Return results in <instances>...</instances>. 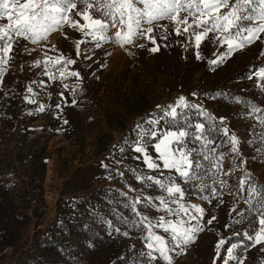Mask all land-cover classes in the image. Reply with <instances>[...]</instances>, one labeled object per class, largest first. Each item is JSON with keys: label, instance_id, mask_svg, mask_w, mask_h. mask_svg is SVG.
Returning a JSON list of instances; mask_svg holds the SVG:
<instances>
[{"label": "rangeland", "instance_id": "obj_1", "mask_svg": "<svg viewBox=\"0 0 264 264\" xmlns=\"http://www.w3.org/2000/svg\"><path fill=\"white\" fill-rule=\"evenodd\" d=\"M103 4L104 1L100 0L89 9L94 18L101 17L102 12L97 9ZM235 4L236 0H229V7L221 11L228 14ZM77 5L85 8L79 2ZM259 7L258 3H253L241 8L239 14L256 17L254 9ZM188 19L192 23V18ZM83 21H80L81 27ZM259 23L262 21L242 20L239 26L252 27ZM142 25V29H146ZM169 25V21H161L162 27ZM83 29L65 28L50 32L47 39L37 43L13 33L11 50L6 54L0 52V60H7L6 64H0L4 69L0 76V264H24L32 259L37 252L34 236L47 233L49 227L58 221L63 202L70 199L75 201L78 214L87 212L88 219L105 222L110 229L113 228V219L131 224L130 229H116V233L123 234L132 247L141 251L136 255L139 260L131 264H149L148 257L144 255L150 251L147 248L149 241L145 239L147 222L141 224V217L147 216L153 224L161 216L166 220L180 219L158 207H145L143 202L135 205L139 215L125 211V205H130L137 196L167 195L155 186L149 187V182L141 183L134 178L130 169H136L142 175H158L148 170L142 159H135L138 153L130 150L120 153L114 148L125 138L134 139L136 124L143 122L149 114H159L160 109L153 113H134L127 111L125 104L124 113L106 110L102 105L103 93L106 95L112 90L104 91L107 85L99 74L105 65L102 57L107 55L108 49L105 54L103 48H89L93 46L92 40L97 41L101 35L97 34V39H93L91 34L85 35L86 31H92L91 21L90 28ZM153 29L150 34L141 36L138 30L132 36L135 43L141 42L139 45L144 47L138 49L141 55L134 61L127 57V62L121 56L115 68L116 71L124 68L121 78L124 77L127 83L128 71L135 73L139 62L145 85L154 86V93L161 95L160 98L150 97L153 105L160 101L162 106L161 99L169 102L164 106L170 105L169 99L174 92L176 101L185 97L188 102L200 104L202 110L217 120L225 118L229 134H234L240 142L239 155L231 151L230 143H226V148L220 152L223 154L222 171L213 176L214 179L202 181L209 186L202 192L211 197L210 202L192 194L193 187L197 188L201 183L196 186L177 178L185 188L184 202L202 206L205 214L200 220L204 230L197 234L195 243L186 246L184 254H180L179 248L169 253L173 258L172 264H224L228 259L227 249L232 244L239 245L234 255L242 259L243 264L247 261L248 264H264V251L259 250L264 248V244L253 246L244 235L245 232L254 235V229L259 228L260 212L257 209L264 211V159L259 156L264 145V78L256 75L264 68V33L251 44L228 55L223 62L221 57L228 48L222 39H215L221 35L219 32L209 33L201 40L199 48H196L192 35V41L185 47L183 42L180 45L176 43L175 50L169 53L172 64L165 66L161 56L165 50H149L154 46L149 36L162 40L164 28ZM120 55L121 52L116 57ZM88 57H100L101 70L92 63L83 65ZM68 59L75 60V63H66ZM57 60H60L59 64L54 63ZM71 72L79 75H68ZM163 94H167L169 99L162 97ZM193 110L200 114L196 109L189 111ZM223 126L217 124L216 128ZM249 130H256V135L252 136L258 144L249 137ZM247 141L252 146L257 145L256 149L249 150ZM148 151L156 156L153 148L149 147ZM196 159L199 157L194 154L193 160ZM115 160H122V163L116 164ZM102 163L109 168L102 167ZM117 169L124 173L122 178L116 174ZM168 174L165 170V176ZM171 174L176 175L175 172ZM214 180L225 183L221 185ZM104 187L127 192V195L120 199L106 197V202L97 205L105 197L98 192ZM88 205L90 207L86 211ZM12 214L20 220H15ZM192 214L198 215L194 211ZM212 217L215 219L209 224ZM152 231L167 238L159 227ZM4 233L14 236L12 247L1 242ZM65 240L77 245L72 237ZM221 240L225 243L217 250ZM152 254L157 259L151 264H167L159 258L158 252L153 251ZM229 264H238V261L229 260Z\"/></svg>", "mask_w": 264, "mask_h": 264}, {"label": "snow or ice", "instance_id": "obj_2", "mask_svg": "<svg viewBox=\"0 0 264 264\" xmlns=\"http://www.w3.org/2000/svg\"><path fill=\"white\" fill-rule=\"evenodd\" d=\"M77 2L84 4L85 8L76 14L86 20H91L92 31H86L85 35L91 34L93 39H97V34H101L98 37L99 40L107 39L102 33L106 31L108 23L103 19L93 18L88 12L95 0H23V2L21 0H0V18H7L9 21L7 25L0 27V52L6 54L11 50L13 33L25 39L31 38L33 43L47 39L50 32L70 19L68 13L77 8ZM253 3L260 5L259 8L254 9L257 13L256 17L239 14L241 8ZM137 4L143 5V7H137ZM228 7L229 0H105L102 8H98L97 11H101L105 17L110 16L113 23L117 19L121 23H126L127 35L121 37L120 32L116 33L117 41L120 43H132L131 37L136 35L138 30L141 36L152 33L154 29L151 25L165 19L175 23L174 30L177 35L181 34L180 25H187L183 28L185 33L189 28H192L196 48H199L201 40L206 38L209 33L219 32L221 35L215 39H222V43L226 44L228 48V52L221 57V62H223V59L228 55L251 44L260 38L261 33H264V0H236V4L232 6V10L228 14L221 11ZM181 12L185 13L183 17L180 15ZM189 17L192 18V23H189ZM252 19L262 21V23L252 27L241 28L239 26L240 21ZM142 23H147L149 27L142 29ZM72 26L78 27L79 22L72 21ZM80 30L84 31L83 27ZM149 39L153 44L156 43L154 36H149ZM140 47H144V45H140ZM149 50L156 52L159 50V46ZM197 58H201L199 52H197ZM6 63V59L0 60V64ZM54 63L59 64L60 60ZM66 63L74 64L75 60L68 59ZM210 63H216V61H210ZM3 72L4 69L0 68V76L3 75ZM63 75L62 71L61 76ZM68 75L78 76L79 74L71 72ZM256 75L264 78V68H261ZM157 107L160 109L159 114H149L143 122L136 124L134 139L125 138L121 145L114 146V148L118 149L120 153H124L126 150L138 153L139 155L135 159H142L148 170L158 173L156 176L142 175L136 169H130L136 180L141 183L147 181L149 187L155 186L167 194L156 197L137 196L130 206L134 212H137L135 205L143 202L145 207H158L159 210H163L167 214L180 217L179 220H166L164 216H161L155 224L147 216L141 217V224L147 222L148 234L145 239L149 241L147 248L150 251L144 255L148 257L149 264L152 260L157 259L153 256V251L158 252L159 258L166 261L167 264H172L173 258L169 253L179 248L180 254H184L185 247L195 243L197 234L204 230L200 220L205 214L202 206L184 202L185 188L177 182V178L185 183L201 179V170L205 167L202 160L210 162V168L205 170L203 175H208L212 169H216L217 172L222 171L223 154H220L219 157L216 156V148L212 147L215 140L210 138V133L217 131V124L224 125L218 131L227 138L225 143H230L231 151L236 152L237 155L240 154V142L234 134H229V129L224 123L225 118L221 117L217 120L216 117L202 110L200 104L188 102L185 97H180L174 104ZM191 109H196L206 118L208 121L207 130L204 123L193 124L188 120L187 112ZM190 144L198 146L189 147ZM149 147L155 150V157L149 153ZM194 154L199 159L194 161ZM115 163L121 164L122 160H115ZM102 167L109 168V165L102 163ZM165 170L169 173L167 176H165ZM173 172L176 175H172ZM116 174L121 178L124 176V173L118 169ZM215 182L221 185L225 183V181L219 180H214ZM199 187L203 191L209 186L201 183ZM130 190L134 191V189ZM253 193L256 194L255 190ZM121 195H127V192L121 193ZM212 195H215V191L212 192ZM202 199L210 202L209 196H203ZM156 201L159 202L158 205ZM193 211L198 215H193ZM257 211L260 212L259 228L254 229V235L244 233L247 239L252 241L253 246L264 244V211L260 209ZM214 219L215 217H212L208 223H212ZM192 221H196V223L193 224ZM154 227L163 229L167 238L153 232ZM124 234L127 235V233ZM224 243L225 241L221 240L216 246L217 250ZM238 247L239 245L232 244L227 249L228 259L224 260V264H229V260H237L238 264H243V260L234 255V250ZM259 250L264 251V248Z\"/></svg>", "mask_w": 264, "mask_h": 264}, {"label": "trees", "instance_id": "obj_3", "mask_svg": "<svg viewBox=\"0 0 264 264\" xmlns=\"http://www.w3.org/2000/svg\"><path fill=\"white\" fill-rule=\"evenodd\" d=\"M187 118L193 124L204 123L206 130L208 129V122L194 110H188ZM257 121L261 124V121ZM255 132L256 130L248 131L251 139L256 140L252 136L256 135ZM210 138L215 140L212 147L216 148V156H218L227 146L225 143L226 137L221 135L217 129V131L210 133ZM246 143L249 150L256 149L257 145H253V147L250 141ZM256 143L258 144L257 140ZM197 146L196 144L189 145V147ZM259 156L264 159V145ZM202 163L205 167L201 170V179H198L194 183L192 182L191 184L193 185L195 184L197 186L202 181L212 180V178H215L213 176L218 174L217 171L212 169L208 175H203V172L210 168V162L202 160ZM207 191L210 193V190ZM98 192L105 197H102L101 202L97 205H102L106 202V197L120 199L122 196L120 191L115 188L104 187L99 189ZM192 194L201 200H204L202 197L207 195L200 190V187H193ZM34 199H36L35 196ZM74 203L75 201L72 199L63 202V207L59 208L58 221L49 227L44 236H41V233H36L34 236V248L37 252L32 259L27 260L24 264H131V262L139 260V257L136 255L141 253L140 249L134 246L132 247L130 241L123 234L120 232L116 233V229L118 228L130 229L131 224L129 222L124 223L113 219V228L110 229L105 222H98L92 218L88 219L86 217L87 212L83 215L78 214L77 207H75ZM125 206L127 213L136 215L129 204ZM89 207L90 205H88L86 211H88ZM12 217L15 220H20L16 214H12ZM13 237L12 234L4 233L1 235V242L7 247H12L14 245ZM66 237L74 238L75 242L77 241V245L66 241ZM246 264H248V261Z\"/></svg>", "mask_w": 264, "mask_h": 264}, {"label": "crops", "instance_id": "obj_4", "mask_svg": "<svg viewBox=\"0 0 264 264\" xmlns=\"http://www.w3.org/2000/svg\"><path fill=\"white\" fill-rule=\"evenodd\" d=\"M98 1L100 0H95L93 4H97ZM105 2V0H103ZM23 2V0H21ZM137 7H143V5L137 4ZM84 6L82 8L77 5V8L72 10V12L68 13L69 20L64 22L60 27L57 29L53 30L52 32H58L59 30H63L65 28H81V19L84 20L82 23V26L84 28H90V21L91 20H86L84 17L77 15L76 13L79 11H83ZM105 11H107L105 9ZM89 12V10H88ZM89 14L94 18V15L89 12ZM117 17L119 14H116ZM181 17L185 15L184 12H181ZM101 17L99 19H103L108 23V27L102 35L106 36L107 39L104 40H92L93 43H91L93 46L89 47L91 49H97V48H103L105 50V54L108 49L107 55L103 58V64L104 67L102 69V72L99 75H102L104 77V83L107 85L104 87V91L110 89L112 91H108L105 95L103 93L104 98H103V103L102 105L106 108V110H110V112H119V113H124L126 111L125 104L127 105V111H132L134 113H153L155 111H158L159 108L157 106H160L159 102L157 101L156 105H153V103L150 100V97H156L160 98L161 95L154 93V86L150 85H145L144 77L142 75V70L140 63L138 62L137 67L134 69L135 73H130L129 79L126 83V79L123 77L121 78L120 74L123 71L124 68H120L119 71H116V66L117 62L121 60V56H123L127 62L128 58L131 59L132 61L136 60L139 55H141L140 51L138 50L140 47L141 42H136L132 40V43H120L117 41L116 38V33L120 32L121 37H124L127 35V27L126 23H121L119 19L113 23L112 18L105 17L103 14L100 15ZM126 19V18H125ZM72 21H78L79 26L78 27H73L72 26ZM164 21V20H162ZM165 21H168L165 19ZM191 22V20L189 21ZM9 21L7 18H0V27H3L4 25H7ZM147 27L149 25L147 23H142ZM169 26H161V21L159 22H154L151 27L153 28H164L163 32V39L162 40H156V43L154 44L153 47L159 46V48H162L165 50V52L161 55L164 58L163 64L165 66H168L172 64V58L169 53H171V50H175L176 43L181 44L182 42L184 43V47L186 46L187 43L191 42V37H192V28H189L188 32H183V28L186 27L187 25H180L181 27V34L177 35L175 32V23L169 21ZM143 27V25L141 26ZM171 28H173L172 31ZM169 31V33H167ZM99 37V36H98ZM166 37V38H164ZM99 43V46L97 44ZM142 45V44H141ZM121 55L117 58V53H120ZM104 54V55H105ZM128 57V58H127ZM86 63H92L94 66L99 67L100 69V64H101V58L100 57H92L86 60L84 64ZM96 70V69H95ZM101 70V69H100ZM138 77V78H137ZM172 98L169 99L167 97V94H163L162 97H166L169 99L171 104H174L176 102L175 94L174 92L171 94ZM124 99V100H123ZM120 101V103H118ZM162 106H164V103H169L165 102L164 100L161 99Z\"/></svg>", "mask_w": 264, "mask_h": 264}]
</instances>
